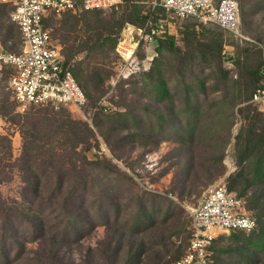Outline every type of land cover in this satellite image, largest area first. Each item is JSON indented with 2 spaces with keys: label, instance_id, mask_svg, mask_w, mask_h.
<instances>
[{
  "label": "rangeland",
  "instance_id": "1",
  "mask_svg": "<svg viewBox=\"0 0 264 264\" xmlns=\"http://www.w3.org/2000/svg\"><path fill=\"white\" fill-rule=\"evenodd\" d=\"M234 1L242 38L184 20L161 48L140 43L130 59L116 51L125 29L163 16L150 0L47 15L88 106L22 110L12 71L0 70V264H173L187 249L191 211L217 184L257 226L217 235L210 264H264L255 209L258 200L264 212V116L243 105L262 79L264 0ZM0 48L20 51L1 5ZM124 61L139 68L123 75Z\"/></svg>",
  "mask_w": 264,
  "mask_h": 264
},
{
  "label": "built area",
  "instance_id": "2",
  "mask_svg": "<svg viewBox=\"0 0 264 264\" xmlns=\"http://www.w3.org/2000/svg\"><path fill=\"white\" fill-rule=\"evenodd\" d=\"M124 0H0L8 8V18L15 24L20 36V51L11 53L0 48V70L10 69L9 87L13 99L22 110L29 105H70L78 112L88 106L85 92L68 67L63 66L59 49L54 45L45 24L48 14L75 13L78 6L85 10H107L121 5ZM153 10L162 17L147 19L142 26H128L116 51L130 58L140 43L157 46L184 20L201 25L214 24L242 38L239 31V8L234 0H150ZM128 44L129 47L124 45ZM130 48V49H127ZM262 79L243 105L264 115V45ZM132 66V67H131ZM131 67V68H130ZM133 67L124 61L118 72L130 75ZM256 220L247 215L242 201L233 196L223 184L209 188L199 204L191 211L189 242L184 254L173 264H210L209 249L217 235L229 232H252Z\"/></svg>",
  "mask_w": 264,
  "mask_h": 264
},
{
  "label": "trees",
  "instance_id": "3",
  "mask_svg": "<svg viewBox=\"0 0 264 264\" xmlns=\"http://www.w3.org/2000/svg\"><path fill=\"white\" fill-rule=\"evenodd\" d=\"M152 14L151 13H149L148 15H146V16H142V20H146L147 18H148V16L150 17ZM140 21V20H139ZM163 38H161V39H158V44H157V47L156 46H154V47H156V49L158 50L159 48H161L162 47V45H163ZM166 44H167V46L170 48V49H173L174 48V41L171 39V38H169V40L166 42ZM263 65V64H262ZM63 66L64 67H67V63L66 62H64L63 63ZM261 73H262V71H261ZM262 75V74H261ZM73 76H74V78H75V80L77 81V75H76V73H73ZM78 83V82H77ZM259 84V83H258ZM257 84V85H258ZM257 85L253 88V90L257 87ZM252 90V91H253ZM252 91H251V93H252ZM250 93V94H251ZM250 94H249V97H250ZM87 96V95H86ZM249 97L247 98V100L249 99ZM88 99V98H87ZM246 100V101H247ZM246 109H250V107L248 106V107H246ZM258 114V113H257ZM259 115H261V114H259ZM258 115V116H259ZM262 116H264V115H262ZM254 128H255V126H250V128H249V133L251 134V132L252 131H250V130H254ZM243 132V131H242ZM242 132L240 131V134L238 135V137H237V140L238 141H244V142H246V144H245V146L243 145V147H245V149L247 150H251L252 152L254 151V149H253V147H250L249 146V144H251V142L253 141L252 140V137L251 138H249V139H247V140H242V139H244V138H242L241 137V134H242ZM257 141H258V149L256 150V154H257V161H256V173H257V175H258V173H264V132L262 131L261 133H258V135H257ZM246 138V137H245ZM248 141V142H247ZM245 153V152H244ZM251 184V182H245V186H249ZM232 191V190H231ZM238 198V197H237ZM259 199V198H258ZM256 202V201H255ZM257 204V206L255 207V209L256 210H258L259 211V213L257 214V217L259 218V219H262V220H264V212L262 213L261 212V210H262V208H263V206H262V204L261 203H259V201L257 200V202H256ZM263 229H264V225H263ZM210 250V249H209ZM211 263V262H210Z\"/></svg>",
  "mask_w": 264,
  "mask_h": 264
},
{
  "label": "bare ground",
  "instance_id": "4",
  "mask_svg": "<svg viewBox=\"0 0 264 264\" xmlns=\"http://www.w3.org/2000/svg\"><path fill=\"white\" fill-rule=\"evenodd\" d=\"M130 54H131V52L129 51V52L127 53V56H126V57L129 58V57H130Z\"/></svg>",
  "mask_w": 264,
  "mask_h": 264
}]
</instances>
